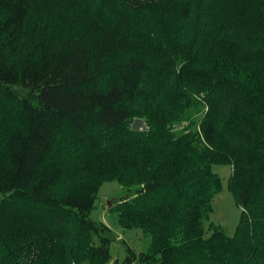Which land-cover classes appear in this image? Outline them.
<instances>
[{
  "label": "trees",
  "instance_id": "16d2710c",
  "mask_svg": "<svg viewBox=\"0 0 264 264\" xmlns=\"http://www.w3.org/2000/svg\"><path fill=\"white\" fill-rule=\"evenodd\" d=\"M90 1L100 7L95 16L70 19L61 42L12 61L32 5L0 0V103L17 109L23 126L8 135L0 159V203L26 221L31 241L20 263L0 234V264H108L114 237L90 219L105 180L137 187L127 188L141 202L133 209L161 235L150 252L126 246L123 264H264V0L242 4L239 17L212 30L209 63L198 32L181 26L192 19L193 0ZM143 15L162 32L133 29L129 17ZM115 44L121 52L110 61ZM179 57V71L202 68L195 84L207 107L197 134L204 148L168 125L180 111ZM156 68L161 72L150 75ZM155 75L163 78L147 90ZM159 105L163 111L148 116ZM131 115L146 123L145 132L131 130ZM65 128L85 135L103 168L76 190L67 189L65 165L48 160ZM212 165L232 169L228 189L241 209L232 237L205 226L221 190Z\"/></svg>",
  "mask_w": 264,
  "mask_h": 264
},
{
  "label": "rangeland",
  "instance_id": "374dc122",
  "mask_svg": "<svg viewBox=\"0 0 264 264\" xmlns=\"http://www.w3.org/2000/svg\"><path fill=\"white\" fill-rule=\"evenodd\" d=\"M28 1L32 5V12L25 24L22 36L12 56V61H20L25 56L36 57L42 46H52L68 36L70 19L74 17L80 19L83 15L95 16L100 10V7L94 1L90 0ZM193 1L196 7L192 19L186 21L181 26L185 30L194 27V31L196 33L198 32V42L202 44L201 51L205 58H207V60L204 58L203 60L209 63V58L212 57L214 52V47H211L212 44L209 40L211 39L210 33L218 24L239 17L242 4L249 0ZM129 19L131 20V24H136L133 29L140 28L139 30L143 32L148 28L154 27L158 28L156 30L157 33L162 32L161 28L158 27L159 21L157 20L151 23L152 20L147 15H143L137 20H135V17H129ZM185 48L188 50H185V52H193L187 47ZM120 52L117 44L113 45L110 49V61L115 60L120 55ZM178 59L180 61H175L174 65L176 66L175 74H180L178 75L179 80L183 83L180 85L181 88L179 91H177L178 94H176L178 96L177 98L181 99L179 101L180 111L179 114L176 113L177 118L175 119L174 117V120L168 125H170L173 133L176 135L185 134V136H191L192 138L195 135V144L199 143V147L204 148L205 145L199 142V136L197 134L198 123L207 107L202 99L204 97V91L199 89L195 84V82L202 79V68H199L198 63L194 61L197 63L196 65H190L191 68L188 67L183 72L179 71L181 70L183 58L179 57ZM156 69L154 70L156 73L153 72L150 75L161 72V68ZM203 69L205 70L206 68ZM163 71L165 72V69ZM206 71L208 72L209 69H206ZM162 78V76L158 78L156 75L148 76L145 88L148 90L152 86H156ZM205 81L209 83L213 79L209 78V80L205 79ZM195 102L198 103V106ZM160 107L161 105L151 107L146 113L148 116H155L163 111ZM137 110L139 111V109ZM131 118L134 120H142L134 115H131ZM16 129L23 130L19 111L0 103V159L6 154V139L8 135ZM92 134L98 137L104 135L105 137L115 139L117 137L116 135H119L116 132L105 131H93ZM86 143L85 135L80 136L65 128L57 147L48 156V160L62 162L67 168V189L76 190L81 188L86 180L94 177L96 172L103 170L101 165L98 166L100 155L97 152L89 150ZM100 160L106 161L105 158ZM211 171L221 179V190L212 200V213L205 226L207 228L208 224H213L221 228L227 236L232 237L235 234L241 217V209L237 205L235 196L228 189V178L231 175L232 169L229 165H212ZM141 186L140 184L139 187ZM127 188L134 191L137 187L122 186L118 181L114 180L102 181L96 195L94 208L90 214L92 221L101 222L106 225L114 237V241L110 246L111 260L108 264H123L127 254L126 246L133 249L136 253L152 251L158 242V238L161 237L159 231L157 232L151 227L152 220H147L143 213L134 211L133 205L141 202H137V198L133 194L128 196ZM112 200L113 202L108 206V202ZM15 213L17 212H12L8 206L5 207L0 203V234L4 240L8 241V245L12 247L16 246L15 249L17 252L14 257L16 258L19 254L20 263H23V257L25 254L28 255L25 249H27L31 241L29 235L27 237L26 234L28 230L26 221L23 218L19 219L20 217ZM23 236L26 238H23ZM208 236L209 234L206 231L204 238ZM174 241L180 242L177 239ZM8 251L12 254V248ZM7 264L11 263L7 261ZM79 264L94 263L88 259H82Z\"/></svg>",
  "mask_w": 264,
  "mask_h": 264
},
{
  "label": "water",
  "instance_id": "95a60500",
  "mask_svg": "<svg viewBox=\"0 0 264 264\" xmlns=\"http://www.w3.org/2000/svg\"><path fill=\"white\" fill-rule=\"evenodd\" d=\"M146 129H147L146 123H145L144 121L140 120V119H135V120L133 121L132 126H131V130H132L133 132H136V133H142V132H145ZM112 202H113V200L110 201V202H108V206H109Z\"/></svg>",
  "mask_w": 264,
  "mask_h": 264
}]
</instances>
